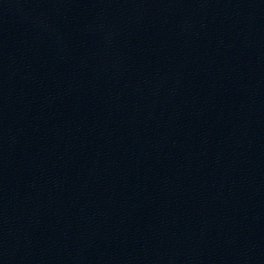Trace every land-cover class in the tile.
<instances>
[{
  "label": "water",
  "instance_id": "water-1",
  "mask_svg": "<svg viewBox=\"0 0 264 264\" xmlns=\"http://www.w3.org/2000/svg\"><path fill=\"white\" fill-rule=\"evenodd\" d=\"M0 264H264V0H0Z\"/></svg>",
  "mask_w": 264,
  "mask_h": 264
}]
</instances>
